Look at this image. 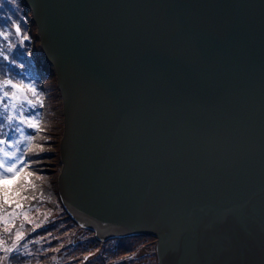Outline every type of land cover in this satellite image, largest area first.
Wrapping results in <instances>:
<instances>
[{
    "label": "water",
    "instance_id": "obj_1",
    "mask_svg": "<svg viewBox=\"0 0 264 264\" xmlns=\"http://www.w3.org/2000/svg\"><path fill=\"white\" fill-rule=\"evenodd\" d=\"M62 100L58 189L159 264H264V0H24Z\"/></svg>",
    "mask_w": 264,
    "mask_h": 264
},
{
    "label": "rangeland",
    "instance_id": "obj_2",
    "mask_svg": "<svg viewBox=\"0 0 264 264\" xmlns=\"http://www.w3.org/2000/svg\"><path fill=\"white\" fill-rule=\"evenodd\" d=\"M10 5L13 8V13L11 14L10 12V14H8L7 12V15L10 16L11 19L13 17L14 20L12 19L13 24L11 26L9 23L10 31H7L8 29L6 27H2L4 21L0 20V32L8 34L7 40H5L3 36H0V46L8 44V47L12 48L11 56H5L7 59L14 58L20 62L22 60L25 63H22L21 65L15 64V62L11 63L14 66L8 67L10 69L9 72L5 70L0 72V82L7 79L4 75L7 72L8 77H11L8 79H11L14 83L22 82L27 84L23 81L22 78L24 75H22L20 71H24V73L33 71L34 75H36L38 71L41 78L43 77L44 79L42 82L36 80L41 84L42 91L45 95L44 100L48 101V105H46L44 115H41L39 110L36 112L31 111L28 115L27 110L23 108L24 106H20L23 114L25 116L28 115L27 117L29 118L35 117L38 124V132H34V134L33 132H30L29 127L26 129V132L33 136L34 141L35 137H37V139L35 143L32 141L31 144H28V147L25 149L27 155L29 151V156H32V158L31 160L25 161L29 169L27 171L26 169L28 167H26L24 173L32 172L33 175L35 174L37 176L39 181L37 182V180L32 179L34 178L33 175L28 177L31 183L26 185L25 190L21 193V196L27 197L20 201L21 207L25 206V218L22 221L17 220V223H20L19 229L23 235V239L20 240L22 243L20 251H22V253L18 254L19 251H15V254L11 256L9 255L13 251L5 253L3 256L0 254V264H70L69 259L72 260L75 253H78L76 254V257L81 255L82 258L84 257V259L87 260L84 264H131V262L134 264H158L157 256H155L157 252V239L152 235L143 236L139 234V236L131 235V237H115L105 241L101 240L104 243H101L99 246H93L94 244L90 246L89 243H91L92 240L89 238L91 236L89 233L84 232L82 229L77 230L76 227H73L72 229L69 228V230H65V228L62 227L64 225L59 220V214H61L62 210L60 207L61 203L58 200L60 206H57V201H55L57 198L51 195V192H53L51 182L54 180L53 177L55 170H57L58 162L61 160L60 140L64 130L62 100L58 93L59 91H57L56 77L53 72V67L51 63L44 59L40 47L37 45L38 41L35 39V37L37 38L35 24L31 25L26 23L23 8L15 10V0H10ZM26 7L29 11L27 5ZM4 10L6 11V8H4ZM0 16H5V13L0 14ZM16 25H19L21 29L18 34L19 36L13 35V30H15ZM25 36H27L28 39H24ZM32 45L35 46V49L33 46L34 51L31 50ZM28 46H30L29 50L27 49ZM14 50L15 52L13 55ZM22 51L23 53H21ZM5 53L6 51L0 56V65H6L4 63H7L4 61L6 60L4 57ZM14 56H23V58H17ZM32 56H34L36 60L35 67H33L32 64ZM17 67H20V69H16ZM31 80V85H35V79L31 77ZM9 101L12 100L10 99ZM4 123L10 124L8 119H5ZM57 142L58 147H53ZM20 144L23 147L25 145L24 142ZM17 147L21 149L19 145ZM53 148L57 149V156L50 154L54 151ZM45 151L48 152L49 155L42 156L39 154V152ZM21 153L24 155L22 150L18 155ZM23 159H25V156ZM30 164L33 165L32 168L30 167ZM57 176L58 172L56 173V184ZM20 179L21 177L17 176L15 180L6 181L5 183L11 188L12 185L16 184ZM49 185L50 190H47ZM56 187L58 196L60 197L58 186ZM10 205L15 206L14 204ZM12 211L16 212V210ZM6 215L7 213L4 214V216ZM13 218L14 217H12L10 222L13 221ZM10 222L2 225V228L7 227L9 229L10 227H13ZM21 223H24L27 230H23ZM61 230H65L63 234L61 233ZM29 231L30 236H27ZM62 235L64 236L62 237ZM0 236L5 240L8 238L11 239L13 237V231L9 230L6 234H2L0 231ZM133 246H135V249L130 252L131 254H125L128 253L127 250L133 248ZM77 247H79V249H77ZM86 247H88L87 251L82 249ZM2 252L3 249L0 246V253ZM74 259H76L74 264L80 263V259ZM97 259L99 260L97 261ZM100 261L101 263H99Z\"/></svg>",
    "mask_w": 264,
    "mask_h": 264
},
{
    "label": "trees",
    "instance_id": "obj_3",
    "mask_svg": "<svg viewBox=\"0 0 264 264\" xmlns=\"http://www.w3.org/2000/svg\"><path fill=\"white\" fill-rule=\"evenodd\" d=\"M15 1H16V9L15 10H17V9L20 10V9L23 8V10H24V13L23 14H24V19L26 20V23L27 24L29 23L31 25L33 24L34 25V23L32 21V18H31V14L27 10V7H26L24 1L23 0H15ZM0 4H2V5H0V14L5 13V16H0V20L4 21V23L2 24V27H6L8 29L7 31H10L9 23H10V26L13 24L12 23L13 17L11 19V17L7 15V12H8V14H10V12H11V14H12L13 13V8L10 5V0H0ZM3 5H4V8H6V11L4 10ZM1 30H3V29H1ZM13 32H14L13 35L19 36L16 33L15 30H13ZM35 39L38 41V44L37 45H39L38 38L35 37ZM33 46L34 45L31 46V50L34 51L35 46H34V49H33ZM39 47H40V45H39ZM14 49H15V47H14ZM27 49L29 50L30 49V46H28ZM4 51H6V53L4 54V57L5 56H8V55L11 56V54H12V48L11 47H8V44H5V45L0 46V56H2V54L4 53ZM14 52H15V50L13 51V55H14ZM21 53H23V51ZM14 57L23 58V56L22 57L14 56ZM32 57H33L32 58L33 59L32 60L33 61L32 64H33V67H35L36 66V60H35L34 56H32ZM4 61H6L7 63H4L6 65H2V64L0 65V72H2V70H5V71L9 72L10 69L8 67L14 66L11 63H14L15 62V64H18V65H21L22 63H25L22 60L20 62L17 59H14V58L6 59ZM16 69H20V67H17ZM7 72L4 75L7 77V79L8 78H11V77H8ZM20 72H21L22 75H24V77L22 79L27 84H31V82H32L31 77L35 79L36 84L35 85H32V86L35 87V88L37 87L36 88L37 96H33L31 93H27V95H28L29 99H32V100H36L38 98L39 100H41V103L40 104H37L36 107L33 108L32 106L28 105L27 102L13 101V100L12 101H9L11 98L10 97L9 98H4L3 97V92L4 91L11 92V91H13V89H11L10 87H7V88L0 87V94H1L0 95V139L7 140L9 143H14L16 140H19L21 138V131H18L17 129H22V132H23V135L24 136H29V135L32 136L31 134H28L26 132V129H27L28 126L26 124H20L19 123V117H20L21 112H22L20 106H24L23 108L25 110H27L28 115L31 113V111L32 112H36L37 110H39L41 112V115H44V112L46 111V105H48V101H45L44 100L45 99V95H44V92L42 91L41 84L38 83V81L39 82L40 81L42 82L43 79H44L43 77L41 78L40 73L37 71V74L34 75V72L33 71L25 72V73H24V71H20ZM57 91H58V89H57ZM12 104H16V108L15 109L12 108ZM5 105H7V109L5 108ZM10 115H13V116L16 117V119H14V120L11 121V123H10L11 125L8 124V123H4V120L7 119V117L10 116ZM30 132H33V134H34V132L36 133V132H38V130H37V128L36 129L30 128ZM36 139H37V137H35V141H36ZM35 141L33 143H35ZM24 143H25L24 147L21 144H19V146L21 147L20 150H22L24 152L23 157L25 156V159H24V162H25L26 160L27 161L28 160H31L32 156H29L30 155L29 151H28V155H27V151L25 152V149L28 147V143L26 141ZM0 147H4V145H0ZM53 147H58V142L55 143L53 145ZM9 150L10 151H14V150H16V148H11ZM53 150L54 151L51 152L50 154H54V155L57 156L58 155V152L56 151L57 149L56 148H53ZM39 154H41L42 156L49 155V153L46 152V151L45 152H39ZM35 155H37V154H35ZM58 160H60V159H58ZM60 161L58 162V167L56 166L57 167L56 168L57 170H55V173H54V177H53L54 180L51 182V184H52V191H53V192H51V195L53 197L57 198V200H55V201H57L56 202L57 203V206L59 205L58 204V200L61 203V206L60 205L59 206L62 208V210H61V214H59L60 215L59 220L64 225L62 227L65 228V230H69V228L72 229L73 227H76L77 230H81V229L84 230V232H87V233H89L91 235L89 238L92 241H91V243H89V245L91 246L92 244H94L93 246H99V245H101V243H104V242L101 241V240H99V239H97V237L95 236L94 231H92V230H90L88 228H85V227L80 226L70 216V214L67 212V210L65 209V207H64V205L62 203L61 198L58 196V193H57V190H56V188H57L56 186H58V176H57V184H56V173L58 172V174H59L60 169L62 167V161L61 162ZM32 166L33 165L30 164V167L31 168H32ZM28 169H29V167L26 170L28 171ZM33 177L34 178H32V179L37 180V182L39 181L38 178H37V176L35 174L33 175ZM48 189L50 190V185L48 186L47 190ZM24 209H25V206H22L20 208H16L13 205H7V206H5L4 212H0V216H4V214H6L8 212H11L12 210H16V213H17L16 216L13 218V221L10 222L11 223V226H13V227H10L9 230L10 231H13V237L11 239L10 238L6 239L7 240L6 241L2 236H0V240H3L4 241L3 245H0L2 247V249H3V252L0 253L1 256H3L5 253H7V252L4 251V248H6V247H12V245L14 243L16 244V249L13 250V252L9 256L14 255L15 254V251H19L18 254L22 253V251H20V249L22 247V243H21V241H18V242L16 241V233L17 232H21V230L19 229V224L20 223H17V220L22 221L25 218ZM11 219H12V217H10V220ZM4 224L5 223L3 221H0V227H1L0 228V231L2 232V234H6L7 233V232H5V228H2V225H4ZM21 225L23 226V230L24 231L27 230L25 228L24 223H21ZM65 230H61V233L63 234ZM27 236H30V231L27 233ZM63 236L64 235H62V237ZM137 236H139V235H137ZM143 236H150V235H143ZM77 249H79V247H77ZM82 249H85L87 251L88 247L82 248ZM134 249H135V246H133V248L128 249L127 250L128 253H125V254H131L130 252L132 250H134ZM76 254H78V253H75V255L72 257L73 258L72 260L69 259L70 264H74L75 263V260L76 259H74V258L80 259L79 260V262H80L79 264H84L87 261V260L84 259V257L82 258L81 255H78L76 257ZM155 256H157V252H156ZM157 259H158V256H157ZM98 260L99 259H97V261ZM124 260H126V259H124ZM99 263H101V261ZM131 264H134V263L131 262Z\"/></svg>",
    "mask_w": 264,
    "mask_h": 264
},
{
    "label": "snow or ice",
    "instance_id": "obj_4",
    "mask_svg": "<svg viewBox=\"0 0 264 264\" xmlns=\"http://www.w3.org/2000/svg\"><path fill=\"white\" fill-rule=\"evenodd\" d=\"M15 31L17 34L20 33L21 29L19 25L15 26ZM0 36H3L5 40L8 39V34L5 32H0ZM24 39H28L27 36ZM7 59V57H5ZM0 87H10L13 91H4V98H11L13 101H21L27 102L28 105L33 108L36 107L37 104H40L41 101L37 98L36 100L29 99L27 93H31L33 96H37L36 88L31 84H24L22 82L14 83L11 79H5L0 82ZM7 109V105H5ZM12 108H16V104H12ZM9 123L12 120L16 119L15 116L10 115L7 117ZM20 124H26L29 128L36 129L38 127L37 121L35 117L29 118L21 112L19 117ZM21 131V138L16 140L14 143H9L7 140L0 139V145H4V147H0V212H4L5 206L14 204L16 208H20V201L22 199H26L27 197L21 196V193L25 190V186L30 184L31 181L28 177L33 175L32 172L24 173V169L28 167V165L24 162L23 154L18 153L21 150L16 147L20 143L27 142L31 144L33 141V136H24L22 129H17ZM16 148V151H10L9 149ZM17 176H20L21 179L10 188L5 182L15 180ZM16 212L12 211L7 213L6 216H0V221H3L5 224L10 222V217H15ZM9 229L6 227L5 232H8ZM23 239V235L21 232L16 233V241H20ZM4 241L0 240V245H3ZM16 244L14 243L12 247L4 248L5 252H11L15 249Z\"/></svg>",
    "mask_w": 264,
    "mask_h": 264
},
{
    "label": "clouds",
    "instance_id": "obj_5",
    "mask_svg": "<svg viewBox=\"0 0 264 264\" xmlns=\"http://www.w3.org/2000/svg\"><path fill=\"white\" fill-rule=\"evenodd\" d=\"M40 51H41V49H40ZM42 53V52H41ZM42 56H43V54H42ZM44 57V56H43ZM44 59H45V57H44ZM46 60V59H45Z\"/></svg>",
    "mask_w": 264,
    "mask_h": 264
}]
</instances>
